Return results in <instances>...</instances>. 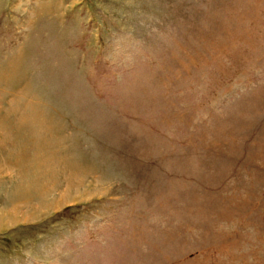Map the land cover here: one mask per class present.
Masks as SVG:
<instances>
[{"label":"rangeland","instance_id":"1","mask_svg":"<svg viewBox=\"0 0 264 264\" xmlns=\"http://www.w3.org/2000/svg\"><path fill=\"white\" fill-rule=\"evenodd\" d=\"M0 264H264V0H0Z\"/></svg>","mask_w":264,"mask_h":264}]
</instances>
